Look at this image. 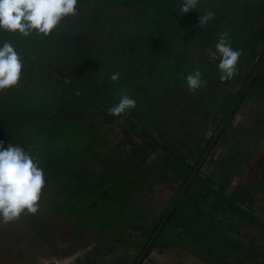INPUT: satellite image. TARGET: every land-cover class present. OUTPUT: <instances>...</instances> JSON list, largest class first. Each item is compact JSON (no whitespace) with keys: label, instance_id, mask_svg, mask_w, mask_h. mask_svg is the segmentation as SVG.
I'll use <instances>...</instances> for the list:
<instances>
[{"label":"rangeland","instance_id":"rangeland-1","mask_svg":"<svg viewBox=\"0 0 264 264\" xmlns=\"http://www.w3.org/2000/svg\"><path fill=\"white\" fill-rule=\"evenodd\" d=\"M129 3L78 0V14L48 37L0 33L54 72L50 77L22 58L18 84L0 90V141L29 152L45 177L38 212L0 222V264H132L138 256L137 263L143 240H132L131 227L155 217L170 191L127 184L112 189L113 180L122 173L144 174L146 164L161 155L195 164L217 131L212 120L218 121L219 104L227 102L228 92L217 83L219 58L211 59L208 49L215 50L221 35L240 49L264 24V0H199L189 13L180 11V0ZM207 12L214 19L200 24ZM253 45L261 51L259 43ZM243 53L245 65L257 59ZM196 69L207 83L191 92L185 78ZM55 72L74 84L73 93L57 83ZM117 72L119 80L111 81ZM239 72L246 75L247 69ZM230 85L234 93L241 78ZM78 86L95 104L85 102ZM123 94L136 107L113 116L108 109ZM191 99L204 101L191 108ZM225 128L197 168L199 175L223 169L215 184L226 197L236 187L243 197L238 206L264 223V97H247ZM143 139L154 141L156 149L149 150ZM204 202L201 215L210 220L190 218L187 230L164 228L138 264H244V255L260 256L264 264V228L227 214L211 216V198Z\"/></svg>","mask_w":264,"mask_h":264},{"label":"clouds","instance_id":"clouds-1","mask_svg":"<svg viewBox=\"0 0 264 264\" xmlns=\"http://www.w3.org/2000/svg\"><path fill=\"white\" fill-rule=\"evenodd\" d=\"M78 0H0V33L13 36L48 37L62 20L78 14ZM199 0H180V11L195 10ZM214 19L212 12L202 15L200 24ZM215 50L208 49L211 59L219 58L217 65L220 80L232 79L237 74V64L242 55L234 49L226 37L221 35L215 43ZM23 61L21 53L7 39L0 38V90L16 86L21 79ZM120 74L113 73L110 80L118 81ZM189 91L202 89L207 81L199 69L185 78ZM136 107V100L128 94L120 96L118 102L108 111L120 116ZM45 185L44 170L39 161L20 146L0 141V222L16 221L22 214L38 212V201Z\"/></svg>","mask_w":264,"mask_h":264},{"label":"trees","instance_id":"trees-1","mask_svg":"<svg viewBox=\"0 0 264 264\" xmlns=\"http://www.w3.org/2000/svg\"><path fill=\"white\" fill-rule=\"evenodd\" d=\"M125 1V0H124ZM131 0H126V2H130ZM142 3V0H132L129 4H136V3ZM143 4V3H142ZM144 5L150 6L149 3L144 2ZM148 19L145 17L144 22H147ZM252 38L249 39L250 41L255 38L256 40L253 43H259V45L262 47L261 51L257 52L255 51V45H251V42L249 44H246L244 47H241L239 50L241 51L242 55L243 50L246 52V55L249 59L251 57L252 59L257 56V59L252 62V64L248 63V65H245L242 63L243 56L239 58L238 64H237V74L233 78H241V88H239L234 93H230V90L228 89L231 85V80H225L223 83L217 82L219 85H223L228 92L227 95V102L224 101L220 103L219 112H217L219 115H217L218 121L217 123L212 120V126L215 130L219 127V125L223 122L224 118L226 117L227 113L229 112V109L232 107V104L236 101L240 93L242 92L243 88L251 78L253 72L255 71L257 65L261 61L262 57L264 56V24L261 25L260 28H257L253 30V33L251 34ZM248 46V47H247ZM18 51L21 53V56L24 60L27 62H30L35 69L38 71H43L47 74H49L50 77L53 75L52 69L45 67L42 65V60L40 57L36 56L33 59L25 53L24 47L18 48ZM245 56V55H244ZM248 62V60L246 61ZM247 69V74L243 75L239 72V69ZM36 71V70H35ZM55 74L60 75V78L57 79V83L67 88L70 92H74L75 86L73 83H67L61 79V74L59 72H55ZM79 90L82 93V97L88 104H92L94 97L85 96L87 95L86 89H84L81 86H78ZM263 89H264V64L261 65L260 69L256 73L253 80L250 82V84L247 87V91L243 95V97L238 102L237 106L233 110V113L230 117L237 114L239 109L242 107V105L245 104V101L247 97L251 96H258L259 98H263ZM258 94V95H257ZM81 96V94H80ZM206 98V97H205ZM208 98V97H207ZM204 101V99H191L189 100V107L196 108L198 107L201 102ZM95 104V103H94ZM95 109L99 110V112L104 114L105 121L108 122H114L113 118L109 116L108 114H105L103 109H100L98 106L92 105ZM226 129V128H225ZM151 139V138H149ZM146 147L150 150L156 149L155 142H149L145 139L142 140ZM204 147L201 149L199 153V157L202 155L204 151ZM145 152H143L144 154ZM149 155V153L147 154ZM127 156V153L125 154ZM199 157L196 158L195 164L198 162ZM176 160H179L176 155H161L160 158L153 159L150 163L146 164L147 166L143 169L142 175H136L137 177L134 178L128 177L125 174H121L118 178L113 180L114 186H112V189L119 187L121 184H127L128 186L131 185L133 188H137L138 186L146 187L148 189L153 188L154 186H157L159 190L170 191V195L167 198V201L165 205L163 206V209L152 219H145L141 222L139 221L136 223L135 226L131 227L130 233L132 240H137V237H141V240L143 242L138 245L139 247V254L143 252L145 247L147 246L148 242L152 239L154 234L156 233L157 229L159 228L160 224L164 220L166 214L169 212L170 208L172 207L168 217L166 218L163 226V228H160L159 232L154 238V242H156L163 234L164 228L168 226H179L181 230H187L189 228V225L186 224V221L190 218H195L199 222H206L208 219L210 220L211 217H208V214L205 213L201 215L203 212L202 208L205 205L204 200L208 197L211 198L212 202H208L207 205L211 207V216L218 217L223 216L224 214H227L231 220H235L240 224H246L247 226H254L258 225L259 227L264 228V224L260 222L258 219L251 216L246 211L242 210L238 203H242V197L239 196V191L235 187L233 190V194L231 197H226L223 193L224 187L215 184L214 177L221 178L223 177V169L222 171L217 169L215 170L214 174L211 175H204V177H201L199 174L202 172L201 169L193 176L191 177V171L194 169V165H187L183 164L181 161L177 162ZM141 163H145L143 159H140ZM145 175L146 178L143 177ZM153 176V177H152ZM109 188L108 192L112 190ZM159 191V192H160ZM181 193V195H180ZM180 197L178 198V196ZM178 200L176 201V199ZM237 203V204H236ZM58 204V203H57ZM172 205V206H171ZM138 242V240H137ZM149 249L145 255V257L148 255ZM244 255L243 260L244 264H262L261 257L257 256L256 258L252 257L248 258ZM138 256L136 257L135 261H133L132 264L136 263Z\"/></svg>","mask_w":264,"mask_h":264},{"label":"water","instance_id":"water-1","mask_svg":"<svg viewBox=\"0 0 264 264\" xmlns=\"http://www.w3.org/2000/svg\"><path fill=\"white\" fill-rule=\"evenodd\" d=\"M264 61V56L262 57L261 61L259 62L258 66L256 67L255 71L253 72L251 78L249 79V81L247 82V84L245 85V87L243 88L242 92L240 93L239 97L236 99V101L234 102V104L232 105V107L230 108L229 112L227 113L226 117L224 118L223 122L221 123V125L219 126L215 136L213 137L211 143L209 144V146L207 147V149L205 150V152L203 153L202 157L199 160V163L197 165V167L193 170L191 177H193L196 173L197 168L199 167V165L202 163L204 157L207 155V153L209 152V150L211 149L213 143L215 142V140L217 139V137L219 136V134L221 133L222 129L224 128V126L226 125V122L228 121V119L230 118V116L233 113V110L235 109V107L237 106L238 102L240 101V99L242 98L243 94L245 93L248 85L250 84V82L253 80L254 76L256 75L257 71L259 70L260 66L262 65ZM180 197V195L178 196V198ZM178 198L176 199V201L178 200ZM172 207L170 208L169 212L166 214L164 220L162 221L160 227L158 228V230L156 231V234L158 233V231L160 230L161 226L164 224L166 218L168 217L170 211H171ZM156 234L153 236V238L156 236ZM153 238L150 240V242L147 244L146 248L144 249L140 259L138 260V262L136 264H138L140 262V260L143 258V256L145 255V253L147 252L149 246L151 245Z\"/></svg>","mask_w":264,"mask_h":264},{"label":"flooded vegetation","instance_id":"flooded-vegetation-1","mask_svg":"<svg viewBox=\"0 0 264 264\" xmlns=\"http://www.w3.org/2000/svg\"><path fill=\"white\" fill-rule=\"evenodd\" d=\"M262 64H264V61H263ZM257 66H258V65H257ZM260 67H261V66H260ZM257 72H258V71H257ZM254 77H255V76H254ZM245 92H246V91H245ZM244 94H245V93H244ZM244 94H243V95H244ZM238 97H239V96H238ZM242 97H243V96H242ZM220 125H221V124H220ZM220 125H219V126H220ZM225 126H226V125H225ZM225 126H224V128H225ZM218 128H219V127H218ZM218 128H217V130H218ZM224 128L222 129L221 133L219 134V136L217 137V139H216L215 142L213 143L212 147H213L215 144H217L218 139L221 138V134H222V132H224ZM216 132H217V131H216ZM215 134H216V133H215ZM214 136H215V135H214ZM214 136H212V138H210L209 143H208V145H207L206 147H205V145H204V148H205V149H204L203 153L205 152V150L207 149V147H208L209 144L211 143V141H212V139H213ZM202 148H203V147H202ZM203 153H202V155H203ZM202 155L200 156V158L202 157ZM177 158L179 159V160H176L177 162H180V161H181L183 164H186L185 162H183V160H182L180 157H177ZM200 158H199V160H200ZM199 160H198L197 163H199ZM197 163H196V164H197ZM187 165H189V164H187ZM194 169H195V168H194ZM194 169H193V170H194ZM193 170L191 171V174H192ZM197 171H198V170H197ZM233 190H234V189H233ZM180 194H181V193H180ZM239 196L242 197L241 195H239ZM242 198H243V197H242ZM242 200H243V199H242ZM260 222H262V221H260ZM262 223H263V222H262ZM263 224H264V223H263ZM160 225H161V224H160ZM255 226H259V224H258V225H255ZM159 227H160V226H159ZM157 230H158V229H157ZM158 232H159V231H158ZM155 234H156V233H155ZM155 234H154V235H155ZM156 235H157V234H156ZM152 238H153V237H152ZM154 238H155V237H154ZM154 238H153V240H154ZM149 242H150V241H149ZM149 242H148V243H149ZM149 247H150V246H149ZM145 248H146V247H145ZM148 249H149V248H148ZM143 251H144V250H143ZM147 251H148V250H147ZM146 253H147V252H146ZM146 253H145V255H146Z\"/></svg>","mask_w":264,"mask_h":264}]
</instances>
